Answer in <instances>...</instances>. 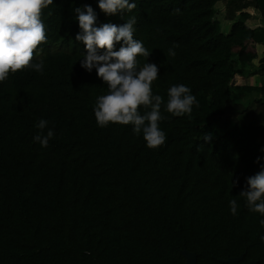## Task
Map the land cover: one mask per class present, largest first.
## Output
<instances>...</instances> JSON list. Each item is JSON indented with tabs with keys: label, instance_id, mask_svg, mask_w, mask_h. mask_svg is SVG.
<instances>
[{
	"label": "trees",
	"instance_id": "trees-1",
	"mask_svg": "<svg viewBox=\"0 0 264 264\" xmlns=\"http://www.w3.org/2000/svg\"><path fill=\"white\" fill-rule=\"evenodd\" d=\"M241 1L224 0L236 10L228 33L218 0H134L132 12L114 16L98 0H53L43 10L47 42L33 61L43 72L0 82V264H185L183 252L196 264L241 255L243 264H264V216L239 195L264 165V137L248 136L264 131V0L251 5L258 26L245 6L236 9ZM84 5L97 26L136 18L134 38L160 69L152 88L165 104L175 84L196 96L190 115L162 105L159 148L132 125H97L94 106L107 86L80 66L74 9ZM213 110L231 124L219 135L205 120ZM40 119L49 122L44 134L54 131L46 147L33 140Z\"/></svg>",
	"mask_w": 264,
	"mask_h": 264
},
{
	"label": "clouds",
	"instance_id": "clouds-1",
	"mask_svg": "<svg viewBox=\"0 0 264 264\" xmlns=\"http://www.w3.org/2000/svg\"><path fill=\"white\" fill-rule=\"evenodd\" d=\"M52 4L53 0H0V82L25 69L43 72V61H33L42 51L40 46L47 42L42 14ZM98 7L106 16H114L132 12L136 3L134 0H98ZM74 12L80 29L75 39L85 48L80 66L89 73L95 69L97 77L107 86V94L98 96L94 106L97 125L101 128L109 124L132 125L136 134H143L148 148L164 145L166 133L161 130L160 122L166 117L161 112L162 105L173 116L190 115L193 106H199L196 96L184 84L168 89L166 104L161 95L153 94V81L158 79L160 69L149 62L151 52L143 42L134 38V16L120 25L97 26V14L90 5L76 7ZM168 54L175 56L176 53L169 49ZM141 56L146 61L142 65L138 59ZM142 107L146 109L143 113ZM48 123L40 119L35 125L39 132L33 140L42 147L54 136L52 129L44 134ZM203 139L208 141L211 136L206 134ZM259 160L257 157V163ZM239 195L245 198L249 211L264 216V165L246 178ZM229 207L235 215L237 201H229ZM261 223L264 224V220Z\"/></svg>",
	"mask_w": 264,
	"mask_h": 264
},
{
	"label": "rangeland",
	"instance_id": "rangeland-1",
	"mask_svg": "<svg viewBox=\"0 0 264 264\" xmlns=\"http://www.w3.org/2000/svg\"><path fill=\"white\" fill-rule=\"evenodd\" d=\"M252 1L253 0H242L241 2H238L239 4L237 3L239 7L238 8L235 7V8L239 9L242 6H245L246 7L245 10L247 12H249V14L251 16L250 18H252L250 25L258 26V25H261V23H260L261 21L259 20L258 15L254 12V9L251 7ZM216 7L218 10H220L218 13V18L220 20H222V25H224L223 32L228 33L229 28H227L228 26L226 24L229 25L230 21L232 22L235 20L236 14L234 15V13L236 10L232 11L233 9H231V8L230 9L224 8V0H218ZM52 49H55V47H52ZM37 56L40 57L41 54H39ZM254 64H258V60H255ZM257 81H258V78H255V79H252L250 82L252 84H254V83H257ZM236 82H239V80L235 81V83ZM261 109L264 112V107H262ZM205 120L209 121L208 130H209L210 134H212V135H219L231 126V124L228 123L227 120H225V118H223V116H221L216 110L208 112ZM214 122H216L218 124V127H220L221 131H218L217 129H215L213 127ZM248 136L250 139L255 140L257 138L264 137V131L262 130V128L253 129L251 132L248 133ZM246 142L247 141H244L243 145H245Z\"/></svg>",
	"mask_w": 264,
	"mask_h": 264
},
{
	"label": "water",
	"instance_id": "water-1",
	"mask_svg": "<svg viewBox=\"0 0 264 264\" xmlns=\"http://www.w3.org/2000/svg\"><path fill=\"white\" fill-rule=\"evenodd\" d=\"M183 256L185 257V264H196V254L183 252ZM243 256H238L235 258H228L226 260H219L220 263L223 264H243L242 263ZM248 264H255L254 261L248 262Z\"/></svg>",
	"mask_w": 264,
	"mask_h": 264
}]
</instances>
